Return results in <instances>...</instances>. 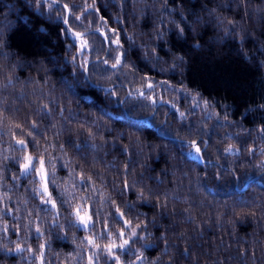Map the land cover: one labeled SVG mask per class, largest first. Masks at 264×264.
Returning <instances> with one entry per match:
<instances>
[{
    "label": "clouds",
    "instance_id": "1",
    "mask_svg": "<svg viewBox=\"0 0 264 264\" xmlns=\"http://www.w3.org/2000/svg\"><path fill=\"white\" fill-rule=\"evenodd\" d=\"M0 264H264V0H0Z\"/></svg>",
    "mask_w": 264,
    "mask_h": 264
},
{
    "label": "trees",
    "instance_id": "2",
    "mask_svg": "<svg viewBox=\"0 0 264 264\" xmlns=\"http://www.w3.org/2000/svg\"><path fill=\"white\" fill-rule=\"evenodd\" d=\"M170 2H171V0H170ZM176 2H177V3H183V0H176ZM100 14L103 15L106 19H109V21H110V17H108L107 12L104 11V9H103L102 6H101V8H100ZM121 39H123V36H121ZM219 79H222V77L219 78ZM217 82H218V80H214V81H213V83H217ZM226 83H228L229 86H230L231 83H232V81H226Z\"/></svg>",
    "mask_w": 264,
    "mask_h": 264
}]
</instances>
